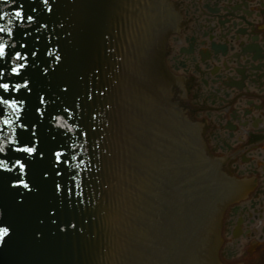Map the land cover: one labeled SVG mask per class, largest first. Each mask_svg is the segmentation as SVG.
<instances>
[{"label":"water","instance_id":"95a60500","mask_svg":"<svg viewBox=\"0 0 264 264\" xmlns=\"http://www.w3.org/2000/svg\"><path fill=\"white\" fill-rule=\"evenodd\" d=\"M182 23L175 0H0V161L34 189L0 167V264H221V214L256 180L186 112L194 77L164 62ZM33 124L37 163L13 150Z\"/></svg>","mask_w":264,"mask_h":264},{"label":"flooded vegetation","instance_id":"af4514ba","mask_svg":"<svg viewBox=\"0 0 264 264\" xmlns=\"http://www.w3.org/2000/svg\"><path fill=\"white\" fill-rule=\"evenodd\" d=\"M175 1L183 23L167 38L165 66L193 75L185 107L204 119L207 149L256 180L221 214L217 260L264 264V0Z\"/></svg>","mask_w":264,"mask_h":264},{"label":"snow or ice","instance_id":"6c2138e0","mask_svg":"<svg viewBox=\"0 0 264 264\" xmlns=\"http://www.w3.org/2000/svg\"><path fill=\"white\" fill-rule=\"evenodd\" d=\"M45 2H47V0H45ZM50 10V9H49ZM17 16H20L21 13L20 12H17L16 13ZM28 20H32V17H27ZM2 31V30H0ZM23 47V45H22ZM6 55V49L5 47L3 46H0V57H4ZM36 53L33 52V56H35ZM16 58L17 59H21V55L19 53L16 54ZM59 56H57V60H59ZM20 67H24V65H20ZM44 72L47 73V69H44ZM2 75V74H0ZM0 87L4 88V89H8V85L7 84H4V85H0ZM25 87H27V83L25 84ZM29 91H31V89L29 88L28 89ZM63 91H67V89H62ZM91 98V97H89ZM40 103L41 105H44L46 107V104H47V101L45 100L44 96L41 95L40 96ZM36 112L38 114V117L40 120H43L44 119V110L42 108H37L36 109ZM86 135V134H85ZM31 136L32 138H35V139H32V140H29L28 143L31 144V147L25 145L23 147H14L13 150L16 151V152H20V153H27L29 157H33V160H32V163H37L38 161L35 159V157L37 156V147H38V144H39V138H38V130H37V127H36V124H33L32 125V130H31ZM13 144L14 145H18L19 142L18 141H13ZM5 151V149L3 147H0V153H3ZM53 155L55 156V163L58 165L60 163H67V161H62L61 157H62V153L60 152H55L53 153ZM38 157H39V160H43L45 158V153L41 150L39 151L38 153ZM0 167L3 168V170H5L6 172L8 173H12L13 171H15L16 169H19V178H13V181H12V187H18V186H22L24 189H26L28 192H32L34 189L32 187H30V183L28 181H26L24 179L25 176H29L30 175V165L29 164H26L24 161H23V158H20V159H17L14 163H12L10 166L6 164V162L4 161H0ZM57 175H60L59 172L56 173ZM48 171L46 169H44L42 172H41V176L42 178L44 179H47L48 178ZM56 190L57 192L60 191V185L57 184L56 185ZM70 194H71V190H70ZM7 235V229H4V230H0V239H3L4 236Z\"/></svg>","mask_w":264,"mask_h":264}]
</instances>
